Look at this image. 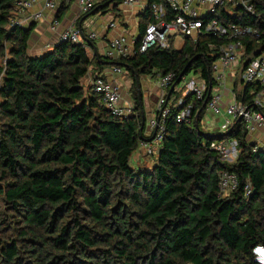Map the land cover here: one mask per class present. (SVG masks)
Listing matches in <instances>:
<instances>
[{
    "label": "trees",
    "instance_id": "1",
    "mask_svg": "<svg viewBox=\"0 0 264 264\" xmlns=\"http://www.w3.org/2000/svg\"><path fill=\"white\" fill-rule=\"evenodd\" d=\"M15 1L0 0V264H257L252 250L264 246V142L248 140L242 119L222 132L201 126L216 85L211 66L229 41L202 33L195 43L183 38L179 49L140 52L150 7L164 3L146 0L130 57L90 56L86 40L59 41L30 56L35 23L9 27ZM106 3L114 2L104 0L89 14L105 12ZM212 18L258 31V38L241 40L242 67L264 54V0H225L204 21ZM110 65L132 81L133 112L125 118L114 117L83 85ZM242 71L234 75L232 94L258 110L252 101L259 88L244 85ZM170 73L173 104L155 164L133 169L132 155L148 140L139 80ZM190 75L203 82L204 96L188 94L176 106V90ZM187 105L190 113L177 122ZM232 141L234 162L220 161L212 146ZM221 171L238 182L226 197L219 196Z\"/></svg>",
    "mask_w": 264,
    "mask_h": 264
},
{
    "label": "built area",
    "instance_id": "2",
    "mask_svg": "<svg viewBox=\"0 0 264 264\" xmlns=\"http://www.w3.org/2000/svg\"><path fill=\"white\" fill-rule=\"evenodd\" d=\"M74 0H44L43 7L45 10L53 11L59 8L62 3L64 5ZM225 0H164L163 4L153 3L150 7L151 21L147 24L145 31L140 39L139 51L144 52L150 47L161 49H169L174 47V39L181 37L191 39L196 42L200 34L212 33L213 35L225 38L229 42L220 47L219 56L212 63L211 70L213 73V82L216 84L212 90L210 101L206 107V111L214 117H223V131L236 119H242L245 123V129L248 135L254 134L258 129L264 128V54L249 60L245 67L240 64L243 45L241 40L246 37L253 39L258 38V31L254 28L238 26L234 24L221 25L220 22L212 18L209 21L204 19L213 14L216 9L223 4ZM232 2V0H228ZM37 0H16L14 2L12 17L9 27H24L28 23H36L43 18L42 12L29 14ZM80 11V18L85 17L95 7L92 0H75ZM141 0H122L121 5L132 8L139 5ZM244 6L247 5L244 3ZM171 16L166 19L167 11ZM248 11H251L247 7ZM29 14V15H28ZM28 24V25H29ZM52 30L58 26L57 21H53ZM113 27V25H111ZM97 38L95 33L87 36L81 32V29L72 27L63 30L59 35L60 42L85 43L86 41H94ZM173 40V41H172ZM137 42V41H136ZM238 51L239 54H238ZM134 51L129 50L124 37L120 36L110 41L106 51V57L116 61L119 59L130 57ZM243 70L242 80L244 85L256 84L259 88L258 93L253 98V106L258 110L247 108L240 102H237L232 94V101L223 104L224 92L227 90V75L232 70ZM123 69L119 66H112L107 73L92 76L90 75L86 88L99 96V104L114 117L125 118L132 114L133 106H122L121 89L112 78L123 74ZM236 74V72H235ZM229 76L232 75L229 73ZM174 75L167 74L157 80V86L161 91L154 109L153 117L148 120L149 128L148 140L140 142L139 146L143 147L148 155H156L160 149L161 142L164 137V118L170 113L173 100H168V90L172 89ZM196 77L184 79L178 86L179 89L185 90L183 98L188 94L195 99L201 100L204 96L203 82ZM232 90V89H231ZM182 99H177L176 106H181ZM191 105L182 108L176 116V121L181 122L190 113ZM237 143L220 142L212 146L217 151L220 161L231 163V157L236 156ZM255 151V150H254ZM238 186L237 178L234 174L221 171L218 174V190L220 197L230 195ZM246 194H250V186L245 187ZM254 261L257 264H264V246H256L252 250Z\"/></svg>",
    "mask_w": 264,
    "mask_h": 264
},
{
    "label": "crops",
    "instance_id": "3",
    "mask_svg": "<svg viewBox=\"0 0 264 264\" xmlns=\"http://www.w3.org/2000/svg\"><path fill=\"white\" fill-rule=\"evenodd\" d=\"M95 4L101 3L104 0H92ZM44 0H37L36 4L29 11V14L42 12L43 18L36 22L35 28L31 33L30 40L28 42V54L30 56H39L42 55L45 51L53 47L57 42H59L60 33L68 28H78L81 29L86 36L90 33H95L97 38L92 41V43L87 44V52L90 56L98 55L106 57V51L108 44L111 40L116 39L120 36L124 37L126 40V45L129 50L133 51L134 45L139 38V29L141 18L143 12L147 8L146 0H141L139 5L133 6L132 8L124 7L121 4L113 6L114 3L109 5L105 12L89 14L80 18V11L75 0L70 2L68 9L62 14H59V8L62 3L59 5L57 10L48 11L43 7ZM61 9V8H60ZM28 14V15H29ZM53 21L58 22V26L55 30H52ZM29 24V23H28ZM28 24L24 27H28ZM32 24V23H31ZM30 24V25H31ZM113 25V27L111 26ZM177 38L174 39V44ZM182 45L181 41H178ZM109 59V58H107ZM110 61H113L109 59ZM116 65H110L103 68V72H109L110 68ZM124 70V69H123ZM238 70H232L227 75V90L230 92H224L223 104L230 103L232 101L231 89L233 85L235 72ZM89 77V76H88ZM89 78H85L83 84H87ZM112 80L120 86L121 89V101L122 106H133L134 99L131 93L132 81L128 75L123 71V74L120 76H114ZM157 78L153 76H142L139 80L141 96L139 100L143 107L144 116H145V130L144 137L147 138L149 135V128L147 126L148 120L151 119L154 115L153 109L154 106L161 95V91L157 86ZM205 119H208V122L205 120V125L215 127L217 129H222L223 117H214L209 112L206 111ZM211 118V119H209ZM264 135V128L258 129L254 134L248 136V140L252 143L258 145L261 140V137ZM264 140L262 141V143ZM143 147L139 146L136 154L132 155L131 160H138L140 151Z\"/></svg>",
    "mask_w": 264,
    "mask_h": 264
},
{
    "label": "rangeland",
    "instance_id": "4",
    "mask_svg": "<svg viewBox=\"0 0 264 264\" xmlns=\"http://www.w3.org/2000/svg\"><path fill=\"white\" fill-rule=\"evenodd\" d=\"M178 41H181L182 42V38L181 37H178L176 42H175V45H174V48L176 49H179L182 45L178 44L179 42ZM240 51H238V54H239ZM242 55V53H241ZM193 75H190L188 76L187 78L189 77H192ZM196 82L200 81V80H195ZM199 83V82H198ZM84 86H86V84H83ZM177 94V99H182L183 97V94L185 92V90L183 89H177L176 90ZM211 119V118H209ZM205 120L206 122H208V119H205V117L202 119V122H201V126H202V131L203 132H207V133H210V132H214V131H217V128L211 126H207L205 125ZM220 132H222L223 130L221 129H218ZM264 140V135L261 137V140L260 142L258 143V146H261L262 145V141ZM143 151H140V157L138 160H131L130 161V166L133 168V169H151V167L155 164V159H156V155H148L145 151L144 148H142ZM137 150L134 152V155L136 154ZM235 156L232 155L231 157V161L230 162H234L235 160ZM5 211L4 210V205L1 201V197H0V214L1 212Z\"/></svg>",
    "mask_w": 264,
    "mask_h": 264
},
{
    "label": "water",
    "instance_id": "5",
    "mask_svg": "<svg viewBox=\"0 0 264 264\" xmlns=\"http://www.w3.org/2000/svg\"><path fill=\"white\" fill-rule=\"evenodd\" d=\"M112 1L114 2L113 6H115V5H116L115 1H118V0H112ZM245 66H246V64H244V67H245ZM178 82H179V80H178L177 82H175L174 85H176ZM172 89H173V87H172ZM238 120H240V119H238Z\"/></svg>",
    "mask_w": 264,
    "mask_h": 264
}]
</instances>
